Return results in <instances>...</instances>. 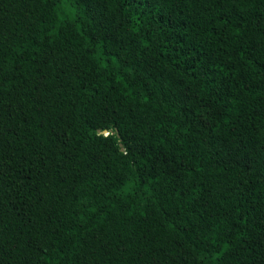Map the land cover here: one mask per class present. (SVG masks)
I'll return each instance as SVG.
<instances>
[{"label": "trees", "instance_id": "1", "mask_svg": "<svg viewBox=\"0 0 264 264\" xmlns=\"http://www.w3.org/2000/svg\"><path fill=\"white\" fill-rule=\"evenodd\" d=\"M0 264H264V0H0Z\"/></svg>", "mask_w": 264, "mask_h": 264}, {"label": "snow or ice", "instance_id": "2", "mask_svg": "<svg viewBox=\"0 0 264 264\" xmlns=\"http://www.w3.org/2000/svg\"><path fill=\"white\" fill-rule=\"evenodd\" d=\"M103 134H104V135H108V133H107V132H104Z\"/></svg>", "mask_w": 264, "mask_h": 264}]
</instances>
